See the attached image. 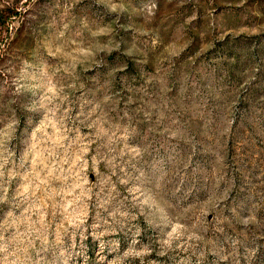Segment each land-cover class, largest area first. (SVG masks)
Masks as SVG:
<instances>
[{"label":"rangeland","instance_id":"obj_1","mask_svg":"<svg viewBox=\"0 0 264 264\" xmlns=\"http://www.w3.org/2000/svg\"><path fill=\"white\" fill-rule=\"evenodd\" d=\"M0 264H264V0H0Z\"/></svg>","mask_w":264,"mask_h":264}]
</instances>
